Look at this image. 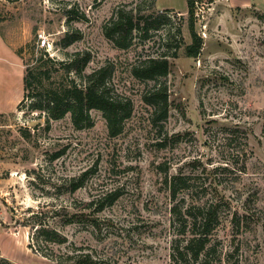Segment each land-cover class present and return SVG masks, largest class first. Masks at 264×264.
Here are the masks:
<instances>
[{
  "label": "rangeland",
  "instance_id": "obj_1",
  "mask_svg": "<svg viewBox=\"0 0 264 264\" xmlns=\"http://www.w3.org/2000/svg\"><path fill=\"white\" fill-rule=\"evenodd\" d=\"M131 10L153 14L160 34L182 32L168 76L165 147L160 144L166 136L153 128L152 110L143 101L145 86L131 74L135 62L164 51L152 46L159 35L152 31L147 41L135 33L132 46L120 49L104 33L112 18ZM187 11V0H0V40L18 64L0 61V235L6 236H0V259L54 264L44 257L50 249L61 254L75 244L117 264H170L174 232L165 177L194 172L200 183L228 197L238 175L226 164L234 160L224 131L231 127L248 132L247 170L237 186L242 202L254 194L247 206L256 214L235 258L264 264V0H196L194 28L203 40L197 58L186 53L192 43ZM67 31L81 38L64 47ZM41 35L50 44L47 57L64 74H55L49 88L69 78L80 83L75 71L67 76L61 66L78 54H89L85 72L112 71L111 94L133 104L122 134L110 137L98 110L91 111L93 127L77 130L70 114L53 120L34 108H45L47 95L41 101L35 89L26 91L24 78L44 53ZM111 192L118 197L112 206L100 212L90 206ZM228 227L218 234L224 254L236 247ZM43 229L69 243L39 250L35 238Z\"/></svg>",
  "mask_w": 264,
  "mask_h": 264
},
{
  "label": "trees",
  "instance_id": "obj_2",
  "mask_svg": "<svg viewBox=\"0 0 264 264\" xmlns=\"http://www.w3.org/2000/svg\"><path fill=\"white\" fill-rule=\"evenodd\" d=\"M195 1L187 0L192 43L186 47V53L192 58L200 55L203 46V40L196 34L194 28ZM153 16V14L140 16L135 10L120 12L105 26L104 33L120 49H128L132 46L135 33H139L141 38L147 41L152 40L150 35L152 31L159 35V44L154 41L152 46L158 45V49L164 51L158 55L149 54L146 58L135 62L131 67V74L145 86L143 101L151 108L152 126L162 137L168 135L166 131L169 118L168 76L172 60L179 57L182 32L181 28H177L173 35L170 31L160 34L161 25L156 24ZM80 38L79 33L67 31L62 42L64 47H68ZM47 56V52L44 51L35 65L26 68L25 90L35 89L36 97L41 101L42 97L47 95L45 108L42 105H34V108L40 110L41 114L45 112L48 119L53 120L62 119L70 114L74 128L77 130L93 127L91 111L98 110L107 122L110 137L122 134L125 122L133 114V104L130 98L111 94L107 84L112 71L100 68L87 73L85 69L90 61L89 54H78L62 62L61 66L64 67L67 76H71L75 71L80 83L77 84L75 80L69 78L70 81L60 82L55 88H49L46 83L50 81L52 83L55 74L56 76L64 74L55 68V60ZM224 131H226L228 150L234 157V160L226 162L227 170H230L228 166L234 165V171H238L228 197L222 195L218 189L207 186L205 182L200 183L194 172L165 177L172 203L169 210L170 227L174 232L170 244V264H240V260L235 256L239 255L242 249L241 236L244 237L247 232H251L256 223V214L247 206L254 194H250L242 202L243 192L240 186H237L241 179L240 175L247 170L248 132L231 127H227ZM167 139L166 136L161 140V147L166 146ZM219 184L224 185L221 181ZM225 188L227 189L228 186ZM115 195L113 192L108 193L92 201L90 206L94 203L98 212L103 211L117 201L118 197ZM239 202L242 203L243 212L239 209L240 205L236 207ZM226 226H229L231 244L234 246L236 243V247L232 252L224 254V242L218 234L220 229ZM37 234L35 241L39 250L45 245L63 246L69 243L55 230L43 229ZM44 257L54 264H117L108 254L101 255L94 250L84 252L82 247L75 244H68L66 252L61 254L50 249ZM0 264L11 263L2 257Z\"/></svg>",
  "mask_w": 264,
  "mask_h": 264
},
{
  "label": "crops",
  "instance_id": "obj_3",
  "mask_svg": "<svg viewBox=\"0 0 264 264\" xmlns=\"http://www.w3.org/2000/svg\"><path fill=\"white\" fill-rule=\"evenodd\" d=\"M157 2H158V0H157ZM162 8H164V9H174V8H172V7H162ZM177 11V10H176ZM186 11V10H185ZM185 11H183V12H185ZM3 40L1 39L0 40V61L1 62H5V61H7V60H11V62L12 63H16L17 64V58L14 56V54H13V52L12 51H10L8 48H7V46L2 42ZM18 65V64H17ZM2 68L3 67H0V71L2 70ZM3 71H5L4 69H3ZM5 88H7V87H5ZM4 88V90H3V92H6L7 90H8V88H7V90ZM1 89V88H0ZM10 89V88H9ZM8 92V91H7ZM9 93V92H8ZM7 94V93H6ZM10 94V93H9ZM8 95V94H7ZM5 96V95H4ZM2 238H4V237H6V236H2V235H0ZM12 238H6V240L7 241H10V246H12L13 248H15V242H14V240H11ZM0 248L2 249L3 247H2V245H1V243H0ZM10 252V251H9Z\"/></svg>",
  "mask_w": 264,
  "mask_h": 264
},
{
  "label": "built area",
  "instance_id": "obj_4",
  "mask_svg": "<svg viewBox=\"0 0 264 264\" xmlns=\"http://www.w3.org/2000/svg\"><path fill=\"white\" fill-rule=\"evenodd\" d=\"M38 47L39 49H45V50H48V48L50 47V44L45 36L43 35L39 36Z\"/></svg>",
  "mask_w": 264,
  "mask_h": 264
}]
</instances>
